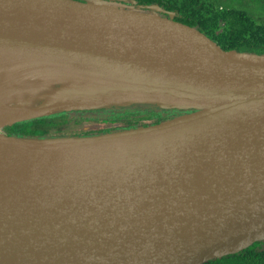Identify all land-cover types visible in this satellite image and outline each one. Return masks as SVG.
I'll return each instance as SVG.
<instances>
[{"label": "water", "instance_id": "obj_1", "mask_svg": "<svg viewBox=\"0 0 264 264\" xmlns=\"http://www.w3.org/2000/svg\"><path fill=\"white\" fill-rule=\"evenodd\" d=\"M6 1L0 0L1 55L97 70L149 95L90 103L80 90L88 83L62 90V81H46L31 93L42 89L39 102L30 105L26 96L31 110L0 127L22 148L199 114L97 161L0 170V264H203L264 238V53L223 49L173 11L161 14L157 3L18 0L12 8ZM149 101L190 110L93 134L1 130L56 111Z\"/></svg>", "mask_w": 264, "mask_h": 264}, {"label": "trees", "instance_id": "obj_2", "mask_svg": "<svg viewBox=\"0 0 264 264\" xmlns=\"http://www.w3.org/2000/svg\"><path fill=\"white\" fill-rule=\"evenodd\" d=\"M114 1L132 7L157 3L162 8L161 14L167 15V11H173L174 19L196 27L223 49L264 53V0ZM189 110L154 106L56 111L18 120L4 125L2 129L6 134L17 136L93 134L157 123ZM92 122L105 124L95 127L85 125L94 124ZM203 264H264V238L238 251L206 260Z\"/></svg>", "mask_w": 264, "mask_h": 264}, {"label": "bare ground", "instance_id": "obj_3", "mask_svg": "<svg viewBox=\"0 0 264 264\" xmlns=\"http://www.w3.org/2000/svg\"><path fill=\"white\" fill-rule=\"evenodd\" d=\"M5 4L15 8L20 5V1L7 0ZM26 77L34 78L35 82L33 79L31 82H25ZM107 77L109 76L97 70L0 54V127L28 113L32 107L26 106V96L37 86L44 85L46 81H62L64 85L62 90L70 83L86 82L89 85L80 90L89 92L90 103L115 100L142 101L149 97L140 92L124 89L120 83ZM196 115L180 116L149 129L122 131L95 140L61 139L33 143L29 149L22 148L19 143L9 140L0 132V170H54L97 161L147 143L160 135L164 129L183 123ZM6 160L10 163L7 164Z\"/></svg>", "mask_w": 264, "mask_h": 264}, {"label": "rangeland", "instance_id": "obj_4", "mask_svg": "<svg viewBox=\"0 0 264 264\" xmlns=\"http://www.w3.org/2000/svg\"><path fill=\"white\" fill-rule=\"evenodd\" d=\"M235 1L236 0H233V2H235ZM221 23H222V21H221ZM56 85H57V83H51L49 85V89L52 90L53 88H55ZM42 93H43L42 89H38L37 91H35L34 94H31L30 95L29 104L30 105H35L36 103H38L39 102V98L37 97V95L42 94ZM155 105L159 106L158 105V102H156V101H149V102L126 103V104H123V105H120L119 104L118 107H116V108L117 109H130V108H141V107H153ZM112 108H113V106H112ZM93 109H95V108H93ZM96 109H106V108H96ZM92 123H94V124L86 123L85 125H88V127L89 126L90 127H95V126H102L103 124H105V123H95V122H92ZM1 130L4 132L3 129H1ZM6 161H8V160H6ZM9 163L10 162L8 161L7 164H9ZM12 166H14V163L12 164Z\"/></svg>", "mask_w": 264, "mask_h": 264}]
</instances>
